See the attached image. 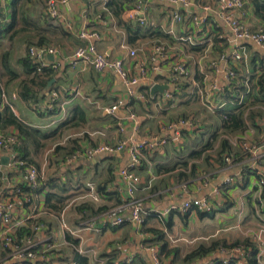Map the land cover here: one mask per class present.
I'll use <instances>...</instances> for the list:
<instances>
[{"label": "crops", "instance_id": "0c3cea01", "mask_svg": "<svg viewBox=\"0 0 264 264\" xmlns=\"http://www.w3.org/2000/svg\"><path fill=\"white\" fill-rule=\"evenodd\" d=\"M110 1L70 0L69 6H62L61 11L76 29L88 26L100 31L103 38L97 42L98 51L110 59H123L132 77L138 76L140 67L145 66L148 77L139 89V95L144 98H130L125 82L114 73H101L83 65L73 69L65 64L49 81L55 80L51 90L47 92V87L44 90L47 96L52 90L60 92L58 105L50 112L43 102L36 105L21 99L20 83L26 78L21 70L14 81L0 73V113L6 106H11L26 125L45 132L58 130L55 139L45 140V148L36 157L32 152V156L39 165L34 167L39 171L40 181L47 184L52 180L54 184L64 185L70 196L68 208L62 215L63 211L55 213L46 207L49 189L18 195L17 189L24 185L23 173L5 163L9 159V164L14 156L21 159V155L14 149L15 145L12 151L0 148V204L15 203V234L32 220L43 221L35 229L34 236L25 239L23 248L33 246L43 254L31 261L11 258L15 251L3 247L7 228L0 225V264H146L153 258L152 249L160 251L157 243L150 242L155 239V235L148 232L151 229L164 232L170 248L178 249L180 256L185 257L198 246L213 241L231 244L246 238L254 240V233L260 228L257 206L262 198L257 193L258 176L252 167L260 156L259 162L264 168V150L261 148L264 116L256 117L253 123L246 119L248 126L242 133L232 132L226 127V120L242 105L248 107L246 116L252 110L264 115V97L259 86V80L264 76V52L256 43L243 41L248 59L231 64L237 78L227 85L224 70L227 66L211 69L212 63L230 47L226 39L218 38L221 34L229 37L230 31L218 14L217 0H190L191 8L181 11L184 21L180 24L172 22L173 7L148 0V26L133 27L150 29L153 35H139L134 41H130L132 34L120 26L107 8ZM244 1V7L237 15L250 31L257 32L264 28V22L255 14L251 1ZM34 2L29 4L30 9ZM11 3L12 0H0L2 29L11 25ZM200 3H209L213 7L202 33L194 29L190 17L202 15ZM42 14L40 9L38 21L42 20ZM30 17L34 18L31 12ZM170 30L174 34H169ZM192 32L193 38L204 44L194 46L180 39ZM66 33L68 37H54L55 41L50 43L58 50L53 60L48 57L50 61L67 59L78 46L85 44L75 34ZM158 33L163 34L157 38ZM156 42L168 47L165 60L152 61ZM130 50H136L137 56L132 58ZM179 65L186 68L188 76H179L178 89L173 96L165 95L169 88L153 95L155 85L170 87ZM214 83L221 90L213 89ZM120 99H126L128 106L109 114L106 109ZM131 114L135 118H131ZM182 119L193 120L195 126L179 125ZM16 133L13 128L8 134L0 130V137ZM243 137L260 147L255 157L243 149L240 143ZM126 138L137 142H162L157 149H146L144 164L135 171L141 178L136 201L144 212H164L171 206L180 207L188 200L208 197L213 204L211 216L175 211L161 220L146 215L142 226L126 222L120 227H112L105 214L119 201L127 199L118 176V170L127 164V154L81 159L72 165L64 164L63 158L73 149L115 145ZM224 140H228L232 148L230 152L220 154ZM210 143L211 146L206 147ZM57 147L62 150L56 154ZM200 150H203L202 155L193 159L192 154ZM219 155L223 159L229 156L231 162L219 159ZM194 165L198 179L191 181L189 192L184 193L180 188L184 182L180 174L190 173ZM227 180H230L229 184H226ZM90 186L94 188L93 192ZM221 187V195H214V190ZM83 205H86L84 209H78ZM89 207L92 210L87 209ZM91 213L96 215L89 217ZM88 222H94V228H87ZM226 258L225 253L216 252L202 262L210 264Z\"/></svg>", "mask_w": 264, "mask_h": 264}, {"label": "built area", "instance_id": "2783aa9c", "mask_svg": "<svg viewBox=\"0 0 264 264\" xmlns=\"http://www.w3.org/2000/svg\"><path fill=\"white\" fill-rule=\"evenodd\" d=\"M93 1V0H88ZM156 2L170 5L173 7L172 11V22L173 24H180L184 21L182 16V9L189 10L191 8L190 0H155ZM70 0H45V10L44 14L53 20L58 21L67 32L73 33L85 44L80 45L77 49L70 55L67 59H61V61H50L49 56L56 57L58 55L57 48L53 46H33L30 48V56L33 63L37 67L38 72H42L44 68H51L54 70L60 69L63 65L68 64L71 68L77 69L80 66H89L98 72H111L117 75L122 79L127 87V94L130 98H144L143 95H139V89L143 86L144 81L147 80L148 71L145 66L140 67L138 76L132 77L129 72L126 70L123 59H110L105 54H102L98 51L97 42L103 38V35L100 31L92 30L88 26H83L79 29L75 28V25L67 21L64 13L61 11L62 6H69ZM203 13L202 15H191V21L193 27L196 31L202 33L203 27L209 22L210 15L213 12V7L209 3L201 4ZM244 0H217V10L219 16L225 22L228 30L230 31V38L221 34L218 36L220 40H227L230 43L228 47L229 51H224L218 61H215L211 65V69L219 70L220 66H227L225 70V78L227 85H230L237 78L236 71L231 67V64L242 62L248 59V51L243 41H251L256 43L261 50L264 52V28L260 29L257 32L250 31L239 19L237 13L244 7ZM149 10L148 0H137L136 3L128 10L124 12L123 18L125 21L132 23L135 26H148L149 20L147 12ZM1 17V11H0ZM102 18V17H100ZM99 18V19H100ZM169 34H174L172 30L168 31ZM229 38V39H228ZM182 41L191 43L194 46H201L203 42H199L193 38L192 34H189L185 37H180ZM168 47L161 42H156L153 44V54L152 61L165 60L167 58ZM129 55L134 58L137 56L136 50H130ZM187 77L188 72L186 68L182 65L176 67V73L170 84L169 89L165 92V95L168 98H171L174 94V91L178 89V78ZM248 83V81H247ZM154 86V85H153ZM213 89L221 90L217 83H214ZM50 101L45 103V106L52 111L54 101L60 98V92L53 90L49 93ZM128 102L126 99H120L118 102L107 108L106 111L109 114H115L121 108H126ZM213 107V106H212ZM209 109L211 108L208 105ZM131 118H135L131 114ZM179 125L194 127V122L191 119H182L179 122ZM122 130V129H121ZM17 139L14 134H11L7 137H0V148L12 151L13 146L15 145ZM240 143L243 149L253 155L259 151V146L250 142L247 138H241ZM162 142H152L147 141L137 142L134 139L126 138L121 139L115 145L109 144H100L93 147H87L78 150L73 155L69 156L66 159L67 165H72L78 162L81 159H92L95 157L109 155L112 156L116 153H126L127 154V164L123 168L118 170V176L122 183V189L126 194L127 201L124 204L111 208L106 214L105 217L109 221L112 227H120L126 222H135L138 225H143L145 223L146 215L155 216L158 219H163L165 216L169 215L172 212L179 211L183 214H186L190 211L202 212V213H211L213 211V204L211 200L207 197L188 200L182 206H171L166 209L164 212H144L142 207L136 201V193L138 191V186L141 183V178L136 174V170L143 166L145 161V151L147 148L157 149ZM264 150V144L261 146ZM254 161L253 169L258 176V191L259 197L262 198V193L264 190V168L261 167L259 158ZM264 158V155H263ZM227 163L231 162V158L227 156L225 158ZM9 167L16 171H21L23 173V183L25 186L36 189L40 184L39 171L36 167L27 164L22 159L14 156L10 162ZM230 180L226 181V184H229ZM181 191L188 193V184H183ZM91 192L94 191V188L90 186ZM222 193V187L216 188L214 190V195L220 196ZM17 194L23 196L20 189H17ZM95 200L97 197L92 193L91 195ZM15 203L10 202L8 204H0V225L7 228V234L3 237V247L4 248H14V253L11 255V258L19 261H31L37 259L42 253L33 250L34 247H19L15 244V227H13V210L15 208ZM68 206L66 207V209ZM66 209L63 211L62 215L65 213ZM257 213L260 218V228L254 233V240L259 246V257L264 256V201L261 200L257 206ZM68 231L69 228L67 225L64 226ZM87 228H94V222H88ZM70 233H73L70 231ZM174 241V240H173ZM175 242V241H174ZM153 258L151 262L146 264H165L159 258V253L156 249H152ZM220 253H227V257H241V260L237 264H246L243 260L244 250L243 249H234L231 252H226L222 250ZM227 260V258H226ZM227 263V261H225Z\"/></svg>", "mask_w": 264, "mask_h": 264}, {"label": "trees", "instance_id": "16d2710c", "mask_svg": "<svg viewBox=\"0 0 264 264\" xmlns=\"http://www.w3.org/2000/svg\"><path fill=\"white\" fill-rule=\"evenodd\" d=\"M136 1L137 0H111L107 3V8L112 11V14L118 20L120 26H123L128 34H132L130 41H134L139 35L142 37L153 35L150 29L138 27L135 29V27H133L135 25L123 19L124 12L130 9L136 3ZM250 1L254 7L255 14L264 22V0ZM31 2L32 0H12L11 5L13 9V18L11 25L7 29H2V27H0V41L7 39L9 41L8 44L10 45V48L12 47V49L15 46V38L19 34L23 33L24 42L21 43L23 44L25 51L24 55L21 56L15 63L20 67L18 71L15 69L16 67L13 65L11 59L12 51L6 50L2 52L0 55V73L1 75L8 76L9 81H14L19 78V72L21 70L26 78L21 80L20 83V97L25 102L37 105L41 102L45 104L46 102L50 101L49 94L47 96V93L44 90L47 87L49 81L56 76V72L60 69L54 70L51 68H44L42 72H38L36 65L31 59L30 48L33 46H51L50 43L55 41L54 37H68V34L65 30H63L61 24H56V20L46 16L44 12L42 14V20L35 21L32 17H30L29 4ZM162 34L163 33H158L155 37L159 38ZM259 86L260 94L264 97V76L260 78ZM56 90L59 91L58 89ZM58 101L59 99L52 103L54 107L58 105ZM45 108L50 111L46 106ZM247 110L248 107L242 105L238 107L235 113L229 114L226 120V127L232 129V132L234 133H242L247 128L248 121L253 123L256 117L264 116L261 111L256 112L253 110L250 111L246 116ZM246 119L248 120L247 122ZM12 128L17 131L16 135L14 134L17 139L14 149L20 153L21 159L27 164L39 167L35 161V157L41 152L43 148H45V140L55 139L58 130L53 132H45L26 125L19 117L16 116L11 106H6L3 112L0 113V130L3 133L8 134ZM210 146L211 143L206 147ZM231 148L232 147L228 140H224L220 154H223L225 151L230 152ZM60 150H62V148L57 147L56 154L59 153ZM78 150L80 149L67 151L66 156L63 158V163L66 164V159L76 153ZM32 152L35 157L32 156ZM202 152L203 150L194 152L192 154V158H199L202 155ZM221 156L219 155V159H223ZM225 158L223 160H225ZM180 177L181 180L184 181L181 183L182 185H189L190 183L194 182V180L197 181L196 179H198V174H196L195 165L192 167L190 173H181ZM40 184L41 185L36 189H31L23 185L20 188V191L25 195L26 193L31 194L33 192L40 193L46 189H49V192L46 195V207L55 213H61L64 211L69 202L68 200L70 199V196L67 194L66 186L54 184L52 180L47 182V184L43 183V181H40ZM262 200H264V190L262 193ZM126 201V199L122 202L119 201L117 206L124 204ZM85 207L86 205H83L82 207H78V209L82 210ZM87 209L92 210L91 207ZM109 210L110 209H108L106 213ZM199 213L204 217L211 216L210 214L212 212L207 214L202 212ZM94 214L95 213H91L89 217H92ZM42 222L43 221L41 219L32 220L28 223V226L20 228L14 237L15 244L19 247H23L26 242V237L34 236L35 229L39 228ZM148 232H151L155 235V239L150 242L157 243L160 246L159 258L163 263L171 258L169 264H195L198 261H202L209 256H212L216 252H221L222 250L231 252L232 250L239 248L244 250L243 260L246 264H263V256L261 258L259 257V246L256 241L250 238H246L243 241H236L231 244H228L225 241H213L208 245H200L185 257H181L180 251L178 249L170 248L164 232L155 229H151ZM33 250L37 249L34 247ZM240 260L241 257L238 258L234 256L227 257V260L216 259L210 264H237ZM225 261H227V263H225Z\"/></svg>", "mask_w": 264, "mask_h": 264}, {"label": "rangeland", "instance_id": "374dc122", "mask_svg": "<svg viewBox=\"0 0 264 264\" xmlns=\"http://www.w3.org/2000/svg\"><path fill=\"white\" fill-rule=\"evenodd\" d=\"M32 8L30 9V12L33 14L34 16V20L37 21L38 19L36 17H38L39 15V10L41 9L43 12L45 10V0H35V2L32 4ZM25 34V33H24ZM8 37V36H7ZM16 41H14V48L12 49V47L10 48V45L8 44L9 41L6 39L4 41H0V53L6 51V50H10L12 51V55H11V59L13 62V65H15V69L18 71V69H20V67L18 65H16V61L24 55L25 51H24V46L21 42H24L23 40V33L19 34L16 38ZM53 44V43H52ZM54 47H57L55 44H53ZM10 48V49H9Z\"/></svg>", "mask_w": 264, "mask_h": 264}, {"label": "water", "instance_id": "95a60500", "mask_svg": "<svg viewBox=\"0 0 264 264\" xmlns=\"http://www.w3.org/2000/svg\"><path fill=\"white\" fill-rule=\"evenodd\" d=\"M54 57L52 56H49V59H52L53 60ZM55 82V80H52L51 82H49L47 88H46V91L49 92L51 90V87L53 85V83ZM169 87L166 86V85H155L153 88H152V94L155 95L156 93H164ZM8 160L9 159H6V163L5 165H8ZM195 264H204L202 261H198L196 262Z\"/></svg>", "mask_w": 264, "mask_h": 264}]
</instances>
